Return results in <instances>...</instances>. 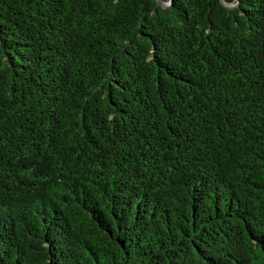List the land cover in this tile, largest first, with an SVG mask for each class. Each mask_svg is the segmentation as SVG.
Returning a JSON list of instances; mask_svg holds the SVG:
<instances>
[{
	"label": "trees",
	"instance_id": "trees-1",
	"mask_svg": "<svg viewBox=\"0 0 264 264\" xmlns=\"http://www.w3.org/2000/svg\"><path fill=\"white\" fill-rule=\"evenodd\" d=\"M0 264H264V0H0Z\"/></svg>",
	"mask_w": 264,
	"mask_h": 264
}]
</instances>
